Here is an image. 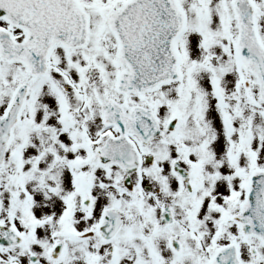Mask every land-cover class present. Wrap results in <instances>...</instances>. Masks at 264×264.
<instances>
[{"label":"snow or ice","instance_id":"obj_1","mask_svg":"<svg viewBox=\"0 0 264 264\" xmlns=\"http://www.w3.org/2000/svg\"><path fill=\"white\" fill-rule=\"evenodd\" d=\"M0 264H264V0H0Z\"/></svg>","mask_w":264,"mask_h":264}]
</instances>
